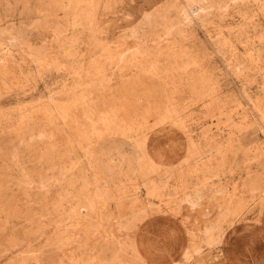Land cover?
<instances>
[{
  "label": "rangeland",
  "instance_id": "obj_1",
  "mask_svg": "<svg viewBox=\"0 0 264 264\" xmlns=\"http://www.w3.org/2000/svg\"><path fill=\"white\" fill-rule=\"evenodd\" d=\"M263 4L0 0V264H264Z\"/></svg>",
  "mask_w": 264,
  "mask_h": 264
},
{
  "label": "bare ground",
  "instance_id": "obj_2",
  "mask_svg": "<svg viewBox=\"0 0 264 264\" xmlns=\"http://www.w3.org/2000/svg\"><path fill=\"white\" fill-rule=\"evenodd\" d=\"M86 0H73V5H75V6H77V7H80L81 5H82V3L83 2H85ZM204 1V0H203ZM258 2V1H257ZM72 3V2H71ZM262 3V2H261ZM261 3H259L260 5H261ZM263 6H264V4H263ZM199 9V6H197L196 7V10H198ZM195 10V11H196ZM188 12V11H187ZM189 13V12H188ZM190 14V13H189ZM189 14H187L186 15V18H189L190 16H188ZM93 16V15H92ZM79 18V17H78ZM187 20V19H186ZM75 23H78V22H76V21H74ZM90 30V29H89ZM134 33H135V31H132L131 32V35L132 36H134ZM251 55V54H250ZM249 55V56H250ZM193 60V59H192ZM190 62V61H189ZM197 63V62H196ZM156 64V63H155ZM195 64V63H194ZM155 67V66H154ZM178 67V66H177ZM158 68V67H157ZM181 68H183V67H181ZM166 69V68H165ZM164 69V72L165 71H167V70H165ZM170 69V68H169ZM178 70L180 69V68H177ZM136 70V69H135ZM152 71H153V69H151ZM150 70V71H151ZM171 70V69H170ZM177 70V71H178ZM147 71V70H146ZM176 71V70H175ZM179 71H181V69L179 70ZM153 72H155V71H153ZM157 72V71H156ZM163 72V71H162ZM167 72H169V71H167ZM167 72L165 73L166 75H167ZM185 72V71H184ZM147 73V72H146ZM145 73V74H146ZM177 73V72H176ZM161 74V73H160ZM184 73H182V75H183ZM203 74V73H202ZM201 74V75H202ZM153 75H154V73H153ZM156 75V74H155ZM165 75V76H166ZM169 75H170V72H169ZM175 75V74H174ZM187 75V74H186ZM172 76H173V74H172ZM183 76H185V75H183ZM188 76V75H187ZM203 76V75H202ZM156 77V76H155ZM161 77V76H160ZM160 77H159V79H160ZM153 78H154V76H153ZM157 79H158V77H156ZM164 78V77H163ZM166 78H168L167 76H166ZM184 77H182L181 79H183ZM195 78V77H194ZM165 79V78H164ZM185 79V78H184ZM187 79V78H186ZM185 79V80H186ZM197 79H199L198 77H197ZM201 79H202V77H201ZM200 79V80H201ZM170 80V79H169ZM173 80H174V78H173ZM177 80H178V78H177ZM188 80H190V79H188ZM200 80H196L197 82L198 81H200ZM171 81V80H170ZM176 81V80H175ZM179 81H181V80H179ZM202 81V80H201ZM200 81V82H201ZM187 82V81H186ZM193 82V81H192ZM90 83V82H89ZM180 83V82H179ZM182 83V82H181ZM180 83V84H181ZM188 83V82H187ZM189 83H191V82H189ZM196 83V82H195ZM87 84V83H86ZM133 84V83H132ZM199 84H201V83H199ZM78 85V84H77ZM80 85V84H79ZM88 85V84H87ZM92 85V84H91ZM85 86V85H84ZM89 86V85H88ZM194 86V85H193ZM79 87H81V86H79ZM93 87V89H94V86H92ZM82 88V87H81ZM73 89H75V87H73ZM72 89V90H73ZM89 89V88H88ZM92 89V88H91ZM83 90V89H82ZM90 90V89H89ZM88 90L86 89V92H87ZM92 91V90H91ZM90 91V92H91ZM67 92V91H66ZM80 92V91H79ZM68 93V92H67ZM80 93H82V92H80ZM79 94V93H78ZM85 94V93H84ZM93 95V94H92ZM70 96H72V95H70ZM83 96V95H82ZM52 97V96H51ZM66 97V96H65ZM77 97V96H76ZM67 98V97H66ZM74 98V97H73ZM90 98H91V96H90ZM49 99V98H48ZM71 99V98H70ZM69 98H68V100H70ZM75 99V98H74ZM78 99V98H77ZM89 99V98H88ZM51 100V99H50ZM54 100V99H53ZM52 100V101H53ZM71 101H72V99H71ZM77 101V100H76ZM79 102L76 104V110H77V112L78 111H80V112H82L81 114V119L83 120V121H85L88 125H89V127H92L93 125H94V123H95V120L96 119H99V118H101V116H98V115H96V116H98V117H91L90 115L94 112V111H92V107H89L87 104H86V102H85V100H84V98H82V99H80V100H78ZM56 103H57V101H56ZM60 103V102H59ZM73 103V102H72ZM71 103V104H72ZM70 104V105H71ZM50 105V104H49ZM58 105V104H57ZM56 105V106H57ZM93 105V104H92ZM53 106H55V105H53ZM61 106V105H60ZM59 106V107H60ZM48 107H50V106H48ZM58 107V106H57ZM56 107V108H57ZM98 107V106H97ZM75 108V107H74ZM49 109H52V107H50ZM54 109V108H53ZM52 109V110H53ZM94 109V108H93ZM99 109V108H98ZM47 110V109H46ZM45 110V111H46ZM51 110V111H52ZM76 110H74V112L76 111ZM96 110V109H95ZM68 111V110H67ZM72 111H73V109H72ZM56 112V111H55ZM71 112V111H70ZM73 112V113H74ZM97 112V111H96ZM99 112V111H98ZM97 112V113H98ZM48 113H49V111H48ZM53 113V112H52ZM57 113V112H56ZM58 113L60 114V112L58 111ZM65 113H67V114H65ZM65 113H63L64 115H62V119L63 120H68L67 119V117H66V115H68V112H65ZM72 114V113H71ZM71 114H69V115H71ZM75 114H76V112H75ZM87 114H90V115H87ZM95 114L96 113H93V116H95ZM100 114V113H99ZM56 116H57V114H55ZM68 115V116H69ZM73 115V114H72ZM72 117H75L74 115L72 116ZM105 118V117H104ZM59 119V118H58ZM79 120V119H78ZM81 121V120H80ZM69 123H71V126H72V128L74 129V134L76 135V137L77 138H79L80 139V141L82 140L83 141V143H85L86 145H89V146H94V145H96L97 143H99L100 141H102V139L104 138V136H103V134H102V136L101 135H97V136H93V134H92V136H93V138H91L86 132H84V130H83V132L81 131V130H79L78 128H77V125L75 124L76 123V121H74V119H70V117H69ZM102 123V122H101ZM62 124V123H61ZM68 125V124H67ZM70 125V124H69ZM79 125H80V123H79ZM84 124L82 123V126H83ZM98 125V124H97ZM96 125V126H97ZM62 126V125H61ZM64 126V125H63ZM62 126V127H63ZM81 126V127H82ZM126 126V125H125ZM89 127L87 128V129H89ZM64 129H65V127H63ZM80 128V127H79ZM83 128V127H82ZM81 128V129H82ZM94 128V127H93ZM93 128H92V130H93ZM124 128V127H123ZM86 129V130H87ZM114 131V130H113ZM66 132V131H65ZM68 132V131H67ZM128 132V131H127ZM92 133V132H91ZM98 133V132H97ZM117 135H119L117 138L118 139H123V140H125V141H127V142H131L130 141V138H129V136H128V134L126 133V131L125 130H121L120 132H119V130H118V132H115ZM70 134V133H69ZM70 135H72V134H70ZM69 135V136H70ZM74 135V136H75ZM96 135V134H95ZM107 136V135H106ZM74 139H76V138H74ZM117 139V140H118ZM132 139V138H131ZM80 141L78 142V144L80 143ZM72 144V143H71ZM70 144V145H71ZM82 144V143H81ZM69 145V146H70ZM83 145V144H82ZM72 147V146H71ZM74 147V146H73ZM85 147V146H84ZM84 147H81V148H84ZM72 149V148H71ZM87 151V150H86ZM65 155V154H64ZM151 166V165H150ZM69 167V166H68ZM152 167V166H151ZM74 168V167H73ZM95 180V179H94ZM133 192H135V191H133ZM120 194V193H119ZM92 197V196H91ZM138 197V196H137ZM114 198H116V197H113V200H114ZM91 199V198H90ZM89 199V200H90ZM106 199H107V201L108 200H110V199H108L107 197H106ZM105 199V200H106ZM101 200V199H100ZM104 200V199H103ZM99 202V201H98ZM104 202V201H103ZM104 204V203H103ZM140 204H141V202H140V200H139V198H136V199H132V200H123V201H121V199H119L118 200V206L119 207H123V209L125 210V211H131V214L134 216V210L133 209H135V207H137L138 205L140 206ZM99 205V204H98ZM150 205V204H149ZM97 207V206H96ZM141 208V207H140ZM141 209H143V208H141ZM98 210V209H97ZM145 210V209H144ZM141 211V210H140ZM233 212V211H232ZM138 213V212H137ZM141 213V212H140ZM142 214V213H141ZM129 215V214H128ZM128 215L126 216V217H128ZM136 215V214H135ZM131 219V218H130ZM133 219V218H132ZM124 221V220H123ZM128 222V221H127ZM116 223H118V222H116ZM121 223V222H120ZM122 224V223H121ZM124 224V223H123ZM119 225V224H118ZM123 226V225H122ZM220 239V238H219ZM222 239V238H221ZM218 240V239H217ZM209 241V240H208ZM212 241V240H211ZM208 243H210V241L208 242ZM216 243V242H215ZM216 245V244H215ZM211 246H212V243H211Z\"/></svg>",
  "mask_w": 264,
  "mask_h": 264
},
{
  "label": "crops",
  "instance_id": "obj_3",
  "mask_svg": "<svg viewBox=\"0 0 264 264\" xmlns=\"http://www.w3.org/2000/svg\"><path fill=\"white\" fill-rule=\"evenodd\" d=\"M96 149L97 147L94 149V151L91 153V156H90V167H92V164L94 162V159H96L97 155H96ZM139 166H140V158L138 159V164H137V167L135 169L131 168L129 170V178L128 179H132V175L135 176V174L137 173L138 169H139ZM93 175L100 181L99 177H97L94 173ZM139 245V244H138ZM140 248V247H139ZM141 250V249H140ZM142 253V251H141ZM143 255V253H142Z\"/></svg>",
  "mask_w": 264,
  "mask_h": 264
}]
</instances>
